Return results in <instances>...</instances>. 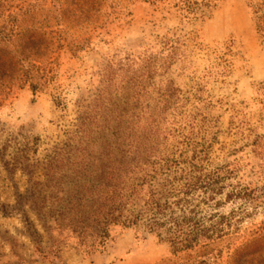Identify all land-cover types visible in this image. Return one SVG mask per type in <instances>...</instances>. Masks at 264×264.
Here are the masks:
<instances>
[{
  "label": "rangeland",
  "instance_id": "374dc122",
  "mask_svg": "<svg viewBox=\"0 0 264 264\" xmlns=\"http://www.w3.org/2000/svg\"><path fill=\"white\" fill-rule=\"evenodd\" d=\"M210 1L0 0V264H264V0ZM109 103L138 104L155 152L187 141L202 172H231L193 197L196 218L232 213L222 237L173 252L117 226L92 249L60 221L49 185L68 179L45 158ZM233 186L252 194L228 200Z\"/></svg>",
  "mask_w": 264,
  "mask_h": 264
},
{
  "label": "trees",
  "instance_id": "16d2710c",
  "mask_svg": "<svg viewBox=\"0 0 264 264\" xmlns=\"http://www.w3.org/2000/svg\"><path fill=\"white\" fill-rule=\"evenodd\" d=\"M210 2L201 0V5ZM198 5L187 2L183 8L193 14ZM108 105L75 118L64 131L63 141L45 158L47 175L62 174L60 177L68 179L67 183L50 179L53 191L64 192L59 200L51 196L63 205L62 216L68 214L60 221L68 219L67 224L79 238H89L92 249L101 246L109 229L117 226L144 228L173 252L190 249L201 239L222 237L232 213L196 218L193 197L199 191L206 195L202 200H214L231 172L225 167L202 172L203 168L192 163L197 156L187 157L191 146L187 141L179 152H155L150 141H145L150 136L141 139L138 104ZM251 194L233 186L226 198L242 199ZM38 202L45 204L44 199Z\"/></svg>",
  "mask_w": 264,
  "mask_h": 264
}]
</instances>
